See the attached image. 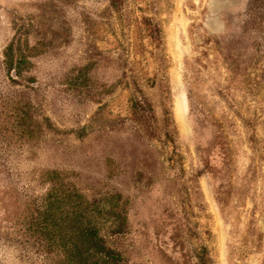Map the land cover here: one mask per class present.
I'll return each instance as SVG.
<instances>
[{"label":"rangeland","instance_id":"374dc122","mask_svg":"<svg viewBox=\"0 0 264 264\" xmlns=\"http://www.w3.org/2000/svg\"><path fill=\"white\" fill-rule=\"evenodd\" d=\"M9 87L40 136L0 191L37 198L43 170L67 171L128 201L127 231L101 230L128 264H264V0H0ZM16 240L0 233V264H41Z\"/></svg>","mask_w":264,"mask_h":264},{"label":"trees","instance_id":"16d2710c","mask_svg":"<svg viewBox=\"0 0 264 264\" xmlns=\"http://www.w3.org/2000/svg\"><path fill=\"white\" fill-rule=\"evenodd\" d=\"M4 56L9 72L15 70L19 76L25 70V57L16 54L13 44ZM9 91L0 93V174L7 171L11 151L37 143L40 136L33 99L22 98L15 89ZM67 178V171L43 170L38 175L42 192L32 198L31 181L20 188L9 176L0 191V233L17 238L25 257L41 264H128L101 232L106 223L113 234L127 231L128 201L118 193L108 194L103 203L90 200Z\"/></svg>","mask_w":264,"mask_h":264}]
</instances>
